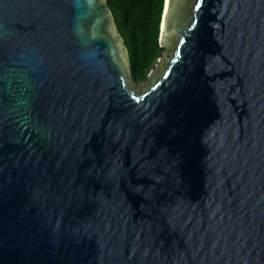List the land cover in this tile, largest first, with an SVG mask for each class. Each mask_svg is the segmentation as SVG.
Segmentation results:
<instances>
[{"label": "water", "instance_id": "1", "mask_svg": "<svg viewBox=\"0 0 264 264\" xmlns=\"http://www.w3.org/2000/svg\"><path fill=\"white\" fill-rule=\"evenodd\" d=\"M145 81L108 0H0V264H264V0H165Z\"/></svg>", "mask_w": 264, "mask_h": 264}, {"label": "trees", "instance_id": "2", "mask_svg": "<svg viewBox=\"0 0 264 264\" xmlns=\"http://www.w3.org/2000/svg\"><path fill=\"white\" fill-rule=\"evenodd\" d=\"M165 0H108L117 28L128 49L133 79L146 80L161 57V21Z\"/></svg>", "mask_w": 264, "mask_h": 264}, {"label": "rangeland", "instance_id": "3", "mask_svg": "<svg viewBox=\"0 0 264 264\" xmlns=\"http://www.w3.org/2000/svg\"><path fill=\"white\" fill-rule=\"evenodd\" d=\"M164 53H165V51L163 50L162 53H161V55L164 54ZM157 61H158V60H157Z\"/></svg>", "mask_w": 264, "mask_h": 264}]
</instances>
